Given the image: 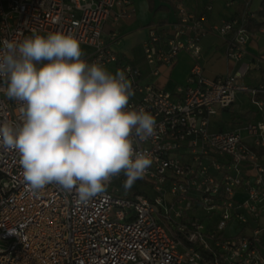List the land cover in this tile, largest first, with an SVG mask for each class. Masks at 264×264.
Masks as SVG:
<instances>
[{"label": "built area", "instance_id": "1", "mask_svg": "<svg viewBox=\"0 0 264 264\" xmlns=\"http://www.w3.org/2000/svg\"><path fill=\"white\" fill-rule=\"evenodd\" d=\"M213 1L202 11L179 5L175 21L148 26L145 74L118 50L122 36L106 35L116 9L117 17L132 14L131 0H0V50L33 33L63 32L80 42L89 64L125 72L134 91L129 107L156 121L153 137L132 139L153 160L138 180L157 194L120 196L112 184L123 183V174L86 203L55 183L33 192L19 152L0 145V264H264V82L245 83L251 71L264 72V25H253L264 17L246 2L239 16L210 21ZM210 33L224 40L235 71L205 74L201 39ZM182 51L195 63L178 91L147 81ZM239 93L250 97L255 116L214 128L213 117L230 111ZM22 106L0 79V126L18 128ZM214 214L217 220H205Z\"/></svg>", "mask_w": 264, "mask_h": 264}, {"label": "clouds", "instance_id": "2", "mask_svg": "<svg viewBox=\"0 0 264 264\" xmlns=\"http://www.w3.org/2000/svg\"><path fill=\"white\" fill-rule=\"evenodd\" d=\"M71 34L33 33L0 50L6 95L22 102V123L0 126V145L15 149L23 178L33 192L57 184L86 203L123 174L125 190L142 179L153 160L134 148L156 121L129 107L134 95L122 70L89 64Z\"/></svg>", "mask_w": 264, "mask_h": 264}, {"label": "crops", "instance_id": "3", "mask_svg": "<svg viewBox=\"0 0 264 264\" xmlns=\"http://www.w3.org/2000/svg\"><path fill=\"white\" fill-rule=\"evenodd\" d=\"M208 2L209 0H131L127 10L133 11L132 14L117 17V14L122 13V9H116L107 24L106 35L114 31L122 36L118 46L120 53L126 58L132 59L145 74H148V67H142L143 65L141 66L137 62L138 56L136 55L137 49L142 50V42L148 35V26L154 23L165 24L175 21L179 5L183 4L190 9L202 11ZM246 2L251 3V10L255 11L260 18L264 17L263 0H214L212 2L213 10L209 13V20L219 22L223 19L237 17L242 13ZM201 46V62L208 77L214 78L233 72L238 68L239 64L227 57L225 42L220 36L212 33L205 35L201 39ZM193 63L195 62L192 55L187 51H182L171 69L162 67L160 75L149 78L152 82L166 88L171 87V91H178L185 83ZM256 82H260V80ZM251 105L252 109L249 110L248 117L255 116V106L253 103ZM236 118L224 120L225 122L232 119L234 121ZM218 125L213 127H222L220 123ZM234 230H236V225Z\"/></svg>", "mask_w": 264, "mask_h": 264}, {"label": "rangeland", "instance_id": "4", "mask_svg": "<svg viewBox=\"0 0 264 264\" xmlns=\"http://www.w3.org/2000/svg\"><path fill=\"white\" fill-rule=\"evenodd\" d=\"M136 52H137L136 55L138 56L137 62L141 66L143 65L142 67H148V69H149L147 61L145 60V57L143 56V50L137 49ZM257 80H260V83L264 82V73L259 71V70H253L245 77V83H247L248 85L249 84L254 85L256 83H259V82H256ZM147 81H152V80H151V78H148ZM167 89L171 90V87H168ZM251 103H253V102H251L250 97H248V95L246 93H239L237 101L230 107V111L232 113L229 111L219 112L215 117H213V126H219L218 124L220 123L224 129H229V128H232V125L230 123L234 122L233 119L225 122V120H227L229 118L237 117L238 119L236 118V120H240V119L242 121L248 120L249 118H251V117H248L249 116L248 112H249V110L252 109ZM220 120H221V122H220ZM133 186H138L139 189L135 190L133 187H131V189H133V190H131L132 193L130 194V197H133L134 194L138 191H143V192L147 193L149 196L157 195L153 191L152 186L150 184H147L145 181L136 180L135 183L133 184ZM115 187L121 189L120 196L126 197L125 196V189L123 188V183H121L120 181L114 182L112 184V188H115ZM112 193L114 195L117 194L115 192H112ZM199 214H200V216H205L204 215L205 211L200 212ZM218 217H219V215L214 214L211 217L205 218V220L207 222H211V221L217 220ZM234 228H235V223H234V221H232L226 230L227 233L228 234H230L231 232L234 233L235 232Z\"/></svg>", "mask_w": 264, "mask_h": 264}, {"label": "trees", "instance_id": "5", "mask_svg": "<svg viewBox=\"0 0 264 264\" xmlns=\"http://www.w3.org/2000/svg\"><path fill=\"white\" fill-rule=\"evenodd\" d=\"M262 4H264V0H263ZM253 25H254L256 28H258V27L263 26V25H264V22H257V21H254V22H253ZM260 97H263V98H264V95H261Z\"/></svg>", "mask_w": 264, "mask_h": 264}]
</instances>
